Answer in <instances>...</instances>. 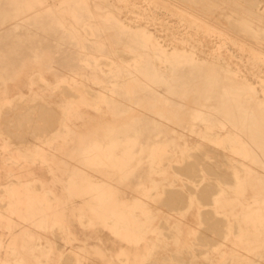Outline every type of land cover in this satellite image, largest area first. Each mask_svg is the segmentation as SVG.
Masks as SVG:
<instances>
[{"label":"rangeland","instance_id":"obj_1","mask_svg":"<svg viewBox=\"0 0 264 264\" xmlns=\"http://www.w3.org/2000/svg\"><path fill=\"white\" fill-rule=\"evenodd\" d=\"M123 1L0 0V83L12 79L14 85L29 88L26 98L10 104L0 103V122L5 116V109L11 111L10 108H13L14 115H31L29 117L25 114L29 117L28 121L24 122L28 130L34 125H41L38 123L39 114L40 117H49L50 114H44L45 108V111H52L58 117L60 132L62 126L65 130L63 121L73 113L78 116H90L88 127L82 130L88 131L90 139L87 143L90 144L84 147L88 146L93 156L89 155L91 157L88 165L95 170L79 172L78 182H86L87 179L102 182L108 174L114 172L120 174L121 181L126 179L130 168L140 164L154 183L136 192L148 196L146 200L149 201L138 206L151 207V210H154V219L158 214L165 215V210L157 204L158 199L163 196L164 186L174 189L178 187L176 189L190 196L189 205L197 212V222L200 219L199 229L192 233L188 240L193 261H204L206 264H244L245 261V264H264V0ZM175 1L179 2L181 7ZM245 2H249L248 5ZM174 4L175 6H172ZM145 5V11L139 12V8ZM238 22L241 23L240 26ZM208 24L223 34H206L205 27ZM237 27H242V31ZM231 32L237 33L233 35ZM257 35L263 38H258ZM197 42H204L208 47L212 45L221 48V58L214 57L217 52L212 55L209 49L198 45ZM195 66L197 67L194 68ZM39 73L49 84L40 80ZM94 81H98L99 85L94 84ZM99 93L101 101L97 103ZM71 97L74 100H71ZM183 99H186V102ZM88 102L92 105L97 103L99 109L95 110L94 106L86 105ZM135 120L142 121V130L155 131L157 138L142 139L140 144H135V140L125 137L123 132L132 130ZM28 122H33L32 127H29L31 124ZM236 135L238 138H234ZM54 136L56 135L46 139L47 153L58 135L55 138ZM228 137L234 140L229 142ZM92 147L101 149L95 151ZM19 148L10 150L5 145L2 152H6L9 157L16 152L18 162H27V159L31 158L29 163L37 164L38 158L36 153L34 154L38 152L37 145L33 146L34 150L29 151V156L18 153L21 151ZM191 149H195L197 154L204 152V162L218 161L225 171H229L230 180L225 183L219 180L213 182L203 165L199 166L198 171L201 173V180L197 178L193 181L177 172L187 161H191L190 153L194 152ZM211 149L216 154L211 152ZM15 162V167L20 165ZM51 167L52 169L46 172L47 180L53 182L59 178L69 179V172L56 171L53 165L47 164V168ZM68 182L59 187H39L37 182L26 188L0 186V211L34 210L36 204L33 201L37 200L42 202L41 206L45 209L64 210L71 205V195L118 194L116 188L106 191L104 184L100 183L102 186L92 185L91 182L89 186H70ZM212 182L218 186L216 194L211 197V204L203 205L197 201L196 195L189 194L188 188L193 192L197 189L198 193L200 188L197 187ZM22 191L27 193V196H24V199H28L27 204L21 201L23 195L17 196L21 195ZM205 210L213 212L216 218H223L224 224L204 237L200 232L206 228L201 215ZM141 212L139 208L129 211L132 222H118L112 213L108 214L105 227L109 230L115 228L113 230L116 231L111 237L118 239L117 231H122L127 226H132L133 222L139 221L143 217ZM182 212H174L169 217L180 220L184 215ZM199 237L203 238L202 242L196 241ZM98 238L80 236L79 248L85 249L90 255L98 253L104 249ZM198 242L202 244L199 245ZM15 253L14 262L17 264L21 252ZM47 254L48 250L45 255ZM84 256L85 252L78 253V264L83 261ZM123 259L121 255L117 258L119 263H122ZM98 261L101 262V257Z\"/></svg>","mask_w":264,"mask_h":264},{"label":"crops","instance_id":"obj_2","mask_svg":"<svg viewBox=\"0 0 264 264\" xmlns=\"http://www.w3.org/2000/svg\"><path fill=\"white\" fill-rule=\"evenodd\" d=\"M28 95L29 88H26L24 85H14L12 83V79L6 80L5 83H0L1 104H10L15 100L24 99ZM12 110L13 108H11V111L8 110L9 112H6L7 116L1 120L2 123L0 122V186L26 188L32 183L37 182V186L39 187H59L63 186L65 182L67 184V181H69L68 183H70V186H89L91 183L92 185L104 184L106 191L116 188L118 194L108 195L105 193L101 195H71V200L69 201L71 205L64 210L57 208L49 210L45 209L44 206H41L42 202L37 200L35 202L33 201V203L36 204V209L34 210L22 209L6 212L0 211V264H15L14 260H16V258L13 256L15 255V251L21 252L17 258V261L19 260V263L17 264H78V253L81 251L85 252V256L80 264H168V262L169 264H205L204 261H193V259H191L193 258V255L189 253V236L199 228L197 222V212L192 210V205L186 209L177 210L184 212H182L184 214L183 218L178 221L177 219L169 217V215L171 216V214L177 211L169 212L167 210L168 208L160 206L159 203L163 196L159 198L157 204H159V208L166 210L163 212L165 215L158 214L157 218L154 219L153 213H151L153 212L151 207L138 206L141 203H146L148 201L146 200L148 197L146 195L136 194V192L139 191V189L141 190L151 185L152 182L154 183V180L149 178L144 169L141 168L140 164L130 168L129 172L125 176L126 179H121V181L120 174L118 172H114L110 175L108 174L106 176L107 178L102 180V182H96L97 180L95 179H87L86 182H78L77 179L79 172L95 170L88 165L89 157L92 156L88 148L90 143H87L90 139L87 135L88 131L82 130V128L88 127L87 123L90 116H78L73 113L67 120L63 121L65 130H63L62 126V130L59 132V126L57 125L59 122L58 117L52 115L47 118L43 115L42 117H39L40 121L38 120V123L43 124H41L42 129L38 124L37 126L40 128L33 126L35 128L33 130L32 127V132L30 133V128L28 130L23 128L25 127L23 122H27L28 117L25 115H13ZM14 116L17 118H12ZM22 116L25 120H27H21L23 119ZM18 117H21V119L17 120L19 119ZM49 118H51V120ZM7 120L10 121L11 125L7 122ZM20 121L23 123L21 126H19L21 123ZM44 121L47 123L46 125L43 123ZM13 122H17L16 125H13L15 124ZM133 123V129L127 130L123 133L126 135L125 137L135 140V144H140L142 139L157 138V133L155 131L142 130V121L135 120ZM3 124L4 129L2 127ZM7 124H9L10 127L6 126ZM18 127L20 129L22 128L23 131L22 129H18ZM93 127L98 126H92V128ZM13 128H15L16 132ZM36 129L42 130L41 132L43 134L39 132L40 130L37 132ZM20 131H22L23 134H21ZM11 132L12 134L15 133L16 136L15 134L11 135ZM33 133H36L37 135H33ZM8 134L10 135L8 136L9 138L7 137ZM40 134L42 135L40 136ZM28 135H32V138ZM38 135L39 137H37ZM53 135L58 136H54V138L56 137L54 139L55 141L52 142V146L47 153L45 151V139H50ZM17 136H19L18 139ZM16 139L18 141H16ZM25 139L27 141L24 142ZM86 144H88V146L84 147ZM5 145L7 148L21 147V151L18 153L25 156H29V151L31 149L34 150L33 146L37 145L38 152H34L38 158L37 164L33 165L29 163L31 158L27 159L29 162H18L19 160H17L16 152L13 154L11 153L12 155L9 157L2 152ZM27 145L29 149L26 147ZM92 148L95 151H99L101 149L100 147ZM15 159L17 160L16 162L14 161ZM13 161L15 163H20V165L15 167L13 165ZM47 164L53 165V169L56 171L69 172V179L59 178L53 180V182L47 180L46 172L47 170L52 169V167L47 168ZM73 182H75V184H73ZM17 196H22L21 201L23 204L28 203V199H24V196H27L25 191H22L21 195L17 194ZM135 208L142 210L141 213L143 214V217L139 219V221L133 222L132 226L130 225L122 231H117V233H119L118 239L111 237V235L116 231L114 232L113 230L115 228L109 230L105 227L106 216L112 213L118 222H120V220L131 221V212L129 213V211L134 210ZM162 217L164 219H162ZM173 235L176 240L173 238ZM80 236H86L87 238L90 236L99 237L98 241L101 242L104 249L98 253L90 255L85 249L79 248ZM166 244L169 245L167 246ZM47 250L48 254L45 255L44 253L47 252ZM62 251H65L66 253ZM120 255L124 257L122 263H119L117 260ZM181 255L183 258L180 259ZM57 256L59 258H57ZM99 257H101V262L98 261ZM166 257H169V260H167Z\"/></svg>","mask_w":264,"mask_h":264},{"label":"bare ground","instance_id":"obj_3","mask_svg":"<svg viewBox=\"0 0 264 264\" xmlns=\"http://www.w3.org/2000/svg\"><path fill=\"white\" fill-rule=\"evenodd\" d=\"M123 1V0H122ZM134 1H136V0H134ZM139 1H141V0H139ZM158 1V0H157ZM168 1V0H167ZM166 1V2H167ZM173 1V0H172ZM202 1V0H201ZM207 1V0H206ZM230 1V0H229ZM239 1V0H238ZM241 1V0H240ZM243 1H245V0H243ZM246 1H248V0H246ZM256 1V0H255ZM124 2V1H123ZM175 2H177V1H175ZM183 2V1H182ZM184 2H186V1H184ZM187 2H188V0H187ZM197 2H199V1H197ZM254 2V1H253ZM263 2V1H262ZM162 3V2H161ZM172 3V2H171ZM179 5H180V3L179 2H177ZM190 3V2H189ZM209 3V2H208ZM213 3V2H212ZM239 3H241V2H239ZM245 3H247V2H245ZM249 3V2H248ZM248 3H247V5H248ZM255 3H257V2H255ZM261 3V2H260ZM120 4V3H119ZM194 4H196V2L194 3ZM202 4V3H201ZM205 4V3H204ZM99 5V4H98ZM124 5V4H123ZM246 5V4H245ZM263 5V4H262ZM100 6H101V4H100ZM107 6V5H106ZM172 6H175V4L174 5H172ZM177 6V5H176ZM184 6V5H183ZM146 5L144 6V7H141V8H139L141 11H139V12H142V11H145L144 9H146ZM170 7V6H169ZM180 7H181V5H180ZM208 7V6H207ZM212 7H213V5H212ZM218 7V6H217ZM241 7V6H240ZM60 8V7H59ZM183 8V7H182ZM190 8V7H189ZM206 8V7H205ZM204 8V9H205ZM214 8V7H213ZM235 8V7H234ZM237 8V7H236ZM239 8V7H238ZM245 8V7H244ZM254 8V7H253ZM106 9V8H105ZM120 9V8H119ZM150 9V8H149ZM174 9V8H173ZM179 9V8H178ZM185 9V8H184ZM209 9H211V8H209ZM177 10V9H176ZM190 10H192V9H190ZM189 10V11H190ZM234 10H236V9H234ZM248 11H250L249 9H247ZM108 11V10H107ZM114 10H112V12H113ZM180 11H181V9H180ZM188 11V10H187ZM194 11V10H193ZM203 11V10H202ZM148 12H149V10H148ZM195 12H197V11H195ZM195 12H194V14H195ZM222 12V11H221ZM237 12V11H236ZM241 12V11H240ZM242 12H246V11H242ZM252 12V11H251ZM114 13V12H113ZM180 13H183V12H180ZM186 13V12H185ZM193 13V12H192ZM191 13V14H192ZM235 13V12H234ZM100 14V13H99ZM153 14V13H152ZM154 14H155V12H154ZM158 14V13H157ZM193 14V15H194ZM200 14V13H199ZM201 15V14H200ZM203 15V14H202ZM261 15V14H260ZM139 16V15H138ZM157 16H159V14L157 15ZM166 16V15H165ZM204 16V15H203ZM235 16V15H234ZM140 17V16H139ZM169 17V16H168ZM191 17V16H190ZM206 17V16H205ZM261 17V16H260ZM264 17V16H263ZM170 18V17H169ZM207 18V17H206ZM209 18V17H208ZM121 19V18H120ZM164 19V18H163ZM172 19V18H171ZM196 19H198V18H196ZM195 19V20H196ZM201 19V18H200ZM203 19V18H202ZM210 19V18H209ZM209 19H207L208 21H209ZM213 19V18H212ZM212 19H211V23H212ZM264 19V18H263ZM215 20V19H214ZM176 21V20H175ZM174 21V22H175ZM201 21V20H200ZM232 21H234V20H232ZM104 22V21H103ZM198 22V21H197ZM203 22H205V21H203ZM237 22V21H236ZM243 22V21H242ZM199 23V22H198ZM217 23H218V21H217ZM232 23V22H231ZM244 23H246V22H244ZM248 23V22H247ZM50 24V23H49ZM104 24V23H103ZM128 24V23H127ZM177 24H179V23H177ZM201 24V23H200ZM216 23H214V25H215ZM218 24H220L221 25V23H218ZM233 24H234V22H233ZM238 24H239V22H238ZM241 24V23H240ZM240 24H239V26H240ZM243 24V23H242ZM249 24H251V23H249ZM140 25V24H139ZM171 25V24H170ZM202 25V24H201ZM245 26H246V24H244ZM138 26V25H137ZM179 26V25H178ZM216 26V25H215ZM230 26V25H229ZM234 26V25H233ZM235 26H236V23H235ZM238 26V25H237ZM242 26V25H241ZM244 26V27H245ZM18 27V26H17ZM130 27V26H129ZM214 27V26H213ZM243 27V26H242ZM241 27V28H242ZM258 27V26H257ZM29 28V27H28ZM78 28V27H77ZM176 28V27H175ZM179 28V27H178ZM235 28V27H234ZM237 28H240V27H237ZM241 28H240V31H242L241 30ZM255 28V27H254ZM112 29V28H111ZM248 29V28H247ZM249 29L251 30V28L249 27ZM249 29H248V32H249ZM260 29V28H259ZM113 30V29H112ZM199 30V29H198ZM226 30V29H225ZM224 30V31H225ZM245 30H246V28H245ZM26 31V30H25ZM84 31V30H83ZM108 31V30H107ZM109 31H110V29H109ZM181 31V30H180ZM233 31V30H232ZM262 31V30H261ZM111 32V31H110ZM183 32V31H182ZM215 32H217V33H215ZM226 32H228V31H226ZM233 32H235V31H233ZM243 32H244V29H243ZM253 32H256V31H253ZM252 32V33H253ZM10 33V32H9ZM13 33V32H12ZM21 33V32H20ZM86 33V32H85ZM191 33V32H190ZM193 33V32H192ZM205 33L206 34H218L219 36H221L223 33H221L219 30H216V29H214V28H212L211 26H209V24L205 27ZM232 33V32H231ZM231 33H229V34H231ZM237 33V32H236ZM235 33V34H236ZM245 33V32H244ZM247 33V32H246ZM251 33V32H250ZM249 33V34H250ZM259 33L261 34V32L259 31ZM18 34V33H17ZM17 34L15 35V36H17ZM40 34V33H39ZM87 34V33H86ZM102 34V33H101ZM162 34V33H161ZM227 34V33H226ZM233 34V33H232ZM231 34V35H232ZM235 34H233V35H235ZM30 35V34H29ZM28 35V36H29ZM194 35V34H193ZM237 35H239V34H237ZM251 35V34H250ZM35 36V35H34ZM156 36V35H155ZM184 36V35H183ZM209 36V35H208ZM253 36V35H252ZM258 36V35H257ZM260 36V35H259ZM259 36H258V38H259ZM14 37V36H13ZM230 37V36H229ZM240 37V36H239ZM241 37H244V36H241ZM254 37V36H253ZM261 38H263L262 36H260ZM29 38V37H28ZM27 38V39H28ZM182 38V37H181ZM201 38V37H200ZM232 38V37H231ZM236 38V37H235ZM245 38H246V36H245ZM250 38H251V36H250ZM17 39V38H16ZM16 39H14V40H16ZM237 39H239V38H237ZM236 39V40H237ZM249 39V38H248ZM32 40V39H31ZM30 40V41H31ZM162 40V39H161ZM243 40V39H242ZM26 41V40H25ZM58 41V40H57ZM71 41V40H70ZM178 41V40H177ZM193 41V40H192ZM206 41V40H205ZM204 41V42H205ZM208 41V40H207ZM241 41V40H240ZM248 41V40H247ZM253 41V40H252ZM254 41H255V39H254ZM253 41V42H254ZM258 41V40H257ZM23 42V41H22ZM204 42H197L198 43V45H200V46H202V47H205V48H207V49H209V51H210V53L212 54V55H214V53H216L217 52V55H215L214 57H216V58H221V48H219V47H217V46H212V45H209L210 47H208V45H206ZM209 42V41H208ZM238 42V41H237ZM251 42V41H250ZM249 42V43H250ZM256 42V41H255ZM259 42V41H258ZM21 43V42H20ZM34 43V42H33ZM242 43V42H241ZM240 43V44H241ZM244 43V42H243ZM261 43H262V41H261ZM19 44V43H18ZM27 44V43H26ZM25 44V45H26ZM251 44V43H250ZM257 45H258V43H256ZM28 45V44H27ZM238 45H239V43H238ZM55 46V45H54ZM60 47V46H59ZM160 46H157V48H159ZM176 47V46H175ZM39 48V47H38ZM170 48V47H169ZM173 48V47H172ZM256 48V47H255ZM260 48V47H259ZM262 48H264L263 46H262ZM261 48V49H262ZM230 49H232V48H230ZM196 51H197V49H195ZM108 51V50H107ZM169 51V50H168ZM142 52V51H141ZM254 52V51H253ZM259 52H261L260 50H259ZM176 53V52H175ZM264 53V52H263ZM134 54V53H133ZM200 54V53H199ZM227 54V53H226ZM99 56H101V55H99ZM225 56V55H224ZM175 57V56H174ZM198 57V56H197ZM226 57V56H225ZM262 57V56H261ZM92 58V57H91ZM228 58V57H227ZM264 58V57H263ZM119 59V58H118ZM189 59V58H188ZM80 60V59H79ZM191 60V59H190ZM226 60V59H225ZM183 61V60H182ZM218 61V60H217ZM122 62V61H121ZM177 62H179V61H177ZM189 62V61H188ZM187 62V63H188ZM193 62V61H192ZM220 61H218V63H219ZM233 62H234V60H233ZM215 63V62H214ZM224 63H226V62H224ZM223 63V64H224ZM263 63V62H262ZM180 64V63H179ZM203 64H204V62H203ZM187 65V64H186ZM191 65H192V63H191ZM221 65V64H220ZM85 66V65H84ZM102 66V65H101ZM184 66H185V64H184ZM183 67V66H182ZM197 66H195L194 68H196ZM223 67V66H222ZM248 67V66H247ZM259 67V66H258ZM187 68V67H186ZM189 68H191V67H189ZM188 68V69H189ZM231 69V68H230ZM201 70V69H200ZM215 70V69H214ZM220 70V69H219ZM225 70H226V68H225ZM229 70V69H228ZM227 70V71H228ZM196 71V70H195ZM227 73V72H226ZM232 74V73H231ZM34 75V74H33ZM33 75H31V76H33ZM193 75V74H192ZM38 77L40 78V80H42L43 82H45L46 84H49L48 83V81L46 80V79H44L43 77H42V75L39 73L38 74ZM188 77H190L189 75H188ZM135 81V80H134ZM31 83V82H30ZM82 84V83H81ZM94 84H96V85H99V82L98 81H94ZM36 85V84H35ZM40 85V84H39ZM93 85V84H92ZM175 85V84H174ZM76 87V86H75ZM49 88H51V87H49ZM61 88H62V86H61ZM78 88V87H77ZM77 88H75L76 90H77ZM81 88V87H80ZM127 88V87H126ZM125 88V89H126ZM42 89V88H41ZM62 89H64V88H62ZM73 89V88H72ZM51 90V89H50ZM71 90V89H70ZM69 90V91H70ZM74 90V89H73ZM124 90V89H123ZM241 91H243V90H241ZM240 91V92H241ZM84 92V91H83ZM129 92V91H128ZM239 92V93H240ZM62 93H64V92H62ZM66 93V92H65ZM77 93V92H76ZM75 93V94H76ZM79 93V92H78ZM82 93V92H81ZM87 93H89V92H87ZM95 93V92H94ZM31 94V93H30ZM74 94V93H73ZM49 95V94H48ZM47 95V96H48ZM59 95H60V93H59ZM68 95V94H67ZM86 95V94H85ZM262 95H264V93L262 92ZM33 96V95H32ZM50 96V95H49ZM62 96V95H61ZM66 96V95H65ZM83 96H84V94H83ZM87 96V95H86ZM27 97V96H26ZM36 97V96H35ZM40 97H41V95H40ZM133 97V96H132ZM50 98V97H49ZM51 98H53V97H51ZM67 98V97H66ZM77 98H79V97H77ZM80 98H81V100L83 99L81 96H80ZM135 98V97H134ZM246 98V97H245ZM98 100H97V103H99V101H101V94L99 93L98 94V98H97ZM129 99V98H128ZM26 100V99H25ZM37 100V99H36ZM71 100H74L72 97H71ZM70 100V101H71ZM89 100V99H88ZM133 100H135V99H133ZM184 100V99H183ZM186 100V99H185ZM184 100V101H185ZM20 101V100H19ZM19 101H17V102H19ZM31 101V100H30ZM34 101V100H33ZM32 101V102H33ZM43 101V100H42ZM57 101H58V99H57ZM84 101V100H83ZM127 101V100H126ZM161 101V100H160ZM36 102V101H35ZM73 102V101H72ZM162 102V101H161ZM186 102V101H185ZM201 102V101H200ZM9 103V102H8ZM49 103V102H48ZM51 103V102H50ZM75 103V102H74ZM79 103H81V102H79ZM78 103V104H79ZM97 103H95L94 105H92L91 103H87L86 105H88V106H94V109L95 110H98L99 109V106H98V104ZM126 103V102H125ZM153 103V102H152ZM166 103H167V101H166ZM20 104H21V102H20ZM20 104H18L17 106H19ZM27 104H29L28 103V100H27ZM31 104V103H30ZM35 104V103H34ZM37 104V103H36ZM39 104V103H38ZM71 104V103H70ZM138 104V103H137ZM44 105V104H43ZM55 105V104H54ZM57 105V104H56ZM76 105V104H75ZM263 105H264V103H263ZM17 106H16V108H17ZM30 106V105H29ZM33 106V105H32ZM49 106V105H48ZM69 106V105H68ZM134 106V105H133ZM132 106V107H133ZM143 106V105H142ZM8 107H9V105H8ZM14 108H15V106H13ZM21 107V106H20ZM24 107H25V105H24ZM37 107V106H36ZM58 107V106H57ZM59 107H60V105H59ZM26 108V107H25ZM24 108V109H25ZM29 108V107H28ZM32 108V107H31ZM53 107H51V109H52ZM126 108V107H125ZM136 108H137V106H136ZM157 108V107H156ZM155 108V109H156ZM0 109H2V108H0ZM11 109V108H10ZM34 109V108H33ZM36 109V108H35ZM44 109V114L45 115H47V114H50L49 115V117L50 116H52V115H54L53 113H52V111H49V110H46L45 111V108H43ZM49 109H50V107H49ZM58 109V108H57ZM128 109V108H127ZM132 109V108H131ZM166 109H168V108H166ZM20 110H22V109H20ZM20 110H19V112H20ZM26 110H28V109H26ZM37 111H38V109H36ZM41 110H42V107H41ZM40 110V111H41ZM66 110H67V108H66ZM5 111H6V109H5ZM5 111H4V115L5 116H7L6 114H5ZM13 111V110H12ZM24 111V110H23ZM35 111V110H34ZM43 111V110H42ZM128 111V110H127ZM7 113L9 112L8 110L6 111ZM25 112V111H24ZM30 112V111H29ZM33 112V111H32ZM54 112V111H53ZM128 112H130V111H128ZM134 112H135V110H134ZM153 112H154V110H153ZM34 113V112H33ZM43 113V112H42ZM95 113V112H94ZM156 113V112H155ZM161 113V112H160ZM3 114V113H2ZM25 114H27L28 115V113H24V115ZM131 114V113H130ZM129 114V115H130ZM14 115V114H13ZM18 115V114H17ZM22 115H23V113H22ZM36 115V114H35ZM34 115V117H35V119H36V116ZM43 115V114H42ZM127 115V114H126ZM134 115V114H133ZM132 115V116H133ZM141 115V114H140ZM164 115V114H163ZM2 117H3V115H1ZM4 116V117H5ZM12 116V115H11ZM18 116H21L20 115V113H19V115ZM29 116V115H28ZM31 116V115H30ZM29 116V117H30ZM41 115L39 114V117H40ZM59 116V115H58ZM29 117H28V119H29ZM38 117V118H39ZM165 117V116H164ZM164 117H162L163 119H164ZM1 118V117H0ZM12 118H15V116L14 117H12ZM17 118V117H16ZM15 118V119H16ZM19 119H17V120H20L21 119V117H18ZM22 118L23 119H21V120H25L24 119V117L22 116ZM37 118V119H38ZM48 118V117H47ZM129 118V117H128ZM132 118V117H131ZM255 118V117H254ZM2 119V118H1ZM10 119V118H9ZM14 119V120H15ZM31 119V118H30ZM34 119V118H33ZM50 120H51V118H49ZM124 119V118H123ZM13 120V119H12ZM16 120V121H17ZM27 120V119H26ZM25 120V121H26ZM44 120V119H43ZM42 120V121H43ZM104 120V119H103ZM125 120H127L126 119V117H125ZM196 120V119H195ZM40 121V120H39ZM38 121V122H39ZM41 121V122H42ZM46 121H47V119H46ZM117 121V120H116ZM163 121V120H162ZM7 122H9V124L11 125V123H10V121L9 120H7ZM21 122V121H20ZM19 122V123H20ZM55 122V121H54ZM102 122V121H101ZM125 122V121H124ZM151 122V121H150ZM157 122V121H156ZM155 122V123H156ZM1 123H2V121H1ZM4 123V122H3ZM13 123H15V124H13ZM12 124L13 125H16V123L17 122H13ZM24 123V122H23ZM22 122L20 123V125L19 126H21V124H23ZM28 123H30V122H28ZM33 123V122H32ZM32 123H30L31 124V126H29V127H32ZM43 123H45V121L43 122ZM120 123V122H119ZM163 123V122H162ZM168 123V122H167ZM9 124H7L6 126H9L10 127V125ZM27 124V123H26ZM35 124V123H34ZM33 124V125H34ZM42 124V123H41ZM47 123H45V125H46ZM51 124V123H50ZM118 124V123H117ZM151 124V123H150ZM157 124V123H156ZM160 124V123H159ZM18 125V124H17ZM28 125V124H27ZM43 125V124H42ZM113 126H114V124H112ZM223 125H225V124H223ZM222 125V126H223ZM2 126V125H1ZM24 126H26V125H24ZM35 126V125H34ZM39 126H41L40 124H39ZM39 126H36V128L37 127H39ZM169 126V125H168ZM3 129H4V124H3ZM23 127V126H22ZM16 128V127H15ZM15 128H13L14 129V131H15ZM23 128H26V127H23ZM34 128L35 127H33V130H34ZM40 128V127H39ZM170 128V127H169ZM218 128V127H217ZM7 129V128H6ZM5 129V130H6ZM11 129H12V127H11ZM10 129V130H11ZM18 129H20L19 127H18ZM22 129V128H21ZM20 129V130H21ZM27 129V128H26ZM29 129V128H28ZM41 129H42V126H41ZM31 130V131H30ZM30 130H29V132L31 133L32 132V129L30 128ZM37 130V129H36ZM36 130H35V132H36ZM40 130V129H39ZM39 130H37V132L39 131ZM235 130V129H234ZM3 131V130H2ZM13 131V132H14ZM22 131H23V129H22ZM22 131H20V133L21 134H23L22 133ZM27 131V130H26ZM25 131V132H26ZM42 130H40L39 132H41ZM46 131L48 132V130L46 129ZM45 131V132H46ZM160 131V130H159ZM5 132V131H4ZM16 132V131H15ZM28 132V131H27ZM162 132V131H161ZM160 132V133H161ZM166 132H167V130H166ZM172 132V131H171ZM3 133V132H2ZM7 133V132H6ZM6 133H5V135H6ZM42 133V132H41ZM168 133V132H167ZM1 134V133H0ZM11 135H14V134H12V132L10 133ZM21 134H19V135H21ZM24 134H26V133H24ZM37 135L36 133H33V135ZM43 134V133H42ZM42 134H40V136L42 135ZM48 134V133H47ZM103 134V133H102ZM221 134V133H220ZM233 134V133H232ZM27 135V134H26ZM205 135V134H204ZM203 135V136H204ZM8 136H10L9 134L7 135V137ZM15 136H16V134H15ZM30 138H32V135H28ZM103 136V135H102ZM181 136V135H180ZM179 136V137H180ZM6 137V136H5ZM12 137H14V136H12ZM18 137L19 136H17V139H18ZM37 137H39V135L37 136ZM9 138V137H8ZM26 138H28V137H26ZM46 138V137H45ZM234 138H238V135H236ZM10 139H11V137H10ZM9 139V140H10ZM13 139H15V138H13ZM16 139V141H18ZM34 139V138H33ZM33 139H31V140H33ZM38 139V138H37ZM148 139H150V138H148ZM175 139V138H174ZM213 139V138H212ZM216 139V138H215ZM226 139V138H225ZM20 140V139H19ZM46 140V139H45ZM177 140V139H176ZM179 140V139H178ZM195 140V139H194ZM206 140V139H205ZM209 140V139H208ZM228 140H229V142L230 141H233L234 139L232 138V137H228ZM14 141V140H13ZM25 141H27L26 139L24 140V142ZM30 141V140H29ZM38 141H39V139H38ZM41 141H43V140H41ZM173 141V140H172ZM209 141H211V140H209ZM15 142V141H14ZM21 142V141H20ZM22 142H23V140H22ZM32 142V141H31ZM153 142V141H152ZM226 142V141H225ZM205 143V142H204ZM203 143V144H204ZM21 144H23V143H21ZM36 144V143H35ZM172 144V143H171ZM232 144V143H231ZM17 145V144H16ZM28 145H29V143H28ZM28 145L26 146V147H28ZM1 146V145H0ZM35 146V145H34ZM203 146V145H202ZM207 146V145H206ZM226 147H227V145H226ZM234 147V146H233ZM18 148V147H17ZM23 148H24V146H23ZM189 148V147H188ZM201 148V147H200ZM199 148V149H200ZM20 150H21V147L19 148ZM28 149H29V147H28ZM92 149V148H91ZM156 149V148H155ZM10 150H11V148H10ZM24 150V149H23ZM32 150V149H31ZM191 150H195V149H191ZM212 150V149H211ZM221 150H222V148H221ZM19 151V150H18ZM26 151V150H25ZM24 151V152H25ZM158 151V150H157ZM242 151V150H241ZM23 152V153H24ZM33 152V151H32ZM104 152V151H103ZM170 152H172V151H170ZM176 152V151H175ZM179 152V151H178ZM195 152V151H194ZM194 152H192V153H190L191 154V156H190V159H191V161H187L186 162V164L184 165V167H183V165L181 166L182 168H180V170L178 171L177 170V172H179V173H181V174H183L184 176H187V177H189L190 179H192L193 181H194V179H200L201 178V173H199L198 171H199V166H204V168H205V172H207L208 173V175L211 177V179L213 180V182L215 181V180H219V181H224V183H225V181H229L230 180V178H231V175L227 172V171H225V169L223 168V167H221L219 164H218V161H217V163L216 162H204L203 161V155H205L204 154V152H202V153H200V154H197L196 152L194 153ZM200 152H201V150H200ZM211 152H213L214 154H216L215 153V151L214 150H212ZM231 152V151H230ZM6 153V152H5ZM159 153H163L162 151L160 152L159 151ZM210 153V152H209ZM193 154V155H192ZM197 154V155H196ZM208 154V153H207ZM17 156V155H16ZM105 156V155H104ZM184 156V155H183ZM207 156H209V155H207ZM218 156V155H217ZM214 157V156H213ZM216 157V156H215ZM223 157V156H222ZM180 158V157H179ZM184 158H186V156L184 157ZM183 158V159H184ZM213 159V158H212ZM228 159V158H227ZM25 160V159H24ZM156 160V159H155ZM175 160V159H174ZM177 160V159H176ZM185 160V159H184ZM183 160V161H184ZM220 160V159H219ZM36 161V160H35ZM27 162H29V161H27ZM37 162V161H36ZM161 162V161H160ZM179 162V161H178ZM223 162V161H222ZM12 163V162H11ZM220 163V162H219ZM231 163V162H230ZM175 164V163H174ZM178 166H180V165H178ZM152 167V166H151ZM203 168V167H202ZM223 168V169H222ZM230 168V167H229ZM234 168V167H233ZM172 169V168H171ZM232 169V168H231ZM233 170V169H232ZM11 171V170H10ZM163 171V170H162ZM201 171V170H200ZM17 172V171H16ZM165 172V171H164ZM163 173V172H162ZM206 173V174H207ZM10 174V173H9ZM155 174V173H154ZM160 174V173H159ZM41 175V174H40ZM178 175V174H177ZM233 175V174H232ZM45 176V175H44ZM181 177V176H180ZM39 178H41V177H39ZM184 178V177H183ZM235 178V177H234ZM43 179H44V177H43ZM169 179V178H168ZM167 179V180H168ZM123 180V179H122ZM201 180V179H200ZM199 180V181H200ZM212 180H210V181H212ZM160 181V180H159ZM159 181H157V182H159ZM164 181V180H163ZM178 181H182V180H178ZM32 182V181H31ZM162 182V181H161ZM209 183V184H206V185H204V186H202V187H197V188H200V190L198 191V193H197V189H195L196 190V192L194 191H192V189L191 188H188V186H187V188H188V190L190 191V193L189 194H193L194 196L196 195V197H197V201H200L201 202V204H203V205H205V204H211L210 203V201H211V197L213 196V195H215L216 194V191H217V186L215 185V183ZM14 183V182H13ZM222 183V182H221ZM40 184V183H39ZM70 184V183H69ZM169 184V183H168ZM188 184V183H187ZM17 185V184H16ZM152 185V184H151ZM171 185V184H170ZM169 185V186H170ZM182 185V184H181ZM189 185V184H188ZM25 186V185H24ZM161 186V185H160ZM184 186V185H183ZM197 186V185H196ZM3 187V186H2ZM29 187V186H28ZM165 187V186H164ZM162 188V190H163V198L160 200V206H162V207H166V208H168L167 210L169 211V212H174V211H177V210H180V209H186L187 207H189L190 205V203H189V197L190 196H188L187 194H184L183 193V191H181V190H179V189H176V188H178V187H176L175 189L174 188ZM168 187V186H167ZM233 186H231V188H232ZM93 188V187H92ZM91 188V189H92ZM184 188H185V186H184ZM226 188H227V186H226ZM229 188V187H228ZM4 189V188H3ZM8 189V188H7ZM30 189V188H29ZM152 189V188H151ZM45 190V189H44ZM66 190V189H65ZM28 191V190H27ZM49 191V190H48ZM8 192V191H7ZM45 192H47V191H45ZM95 192V191H94ZM32 193V192H31ZM43 193H44V191H43ZM150 193H151V191H150ZM158 193V192H157ZM49 194V193H48ZM152 194V193H151ZM3 195V194H2ZM44 195V194H43ZM53 195V194H52ZM156 195V194H155ZM5 196V195H4ZM40 196V195H39ZM49 196V195H48ZM150 196V195H149ZM162 196V195H161ZM148 197V196H147ZM44 198V197H43ZM54 198V197H53ZM7 199V198H6ZM150 199V198H149ZM158 199V198H157ZM2 200V199H1ZM153 200V199H152ZM159 200V199H158ZM45 201V200H44ZM45 202H47V201H45ZM148 202V201H147ZM158 202V201H157ZM4 203V202H3ZM3 203H2V205H3ZM6 203V202H5ZM104 203V202H103ZM196 203V202H195ZM213 204V203H212ZM159 207V206H158ZM211 207V206H210ZM154 208V207H153ZM156 208V207H155ZM208 209V208H207ZM154 211V210H153ZM166 211V210H165ZM198 211H199V209H198ZM208 211V212H207ZM181 212V211H180ZM1 213V212H0ZM152 213V212H151ZM223 213V212H222ZM176 214V213H175ZM164 215V214H163ZM199 215V214H198ZM201 215H202V221L204 222L203 224H204V226L206 227V228H203L202 230H201V232H200V234L201 235H203L204 237L206 236V235H208L210 232H212V231H214V229L217 227H220V226H222L223 224H224V219L223 218H216V216H215V214L213 213V212H211V211H209V210H205L203 213H201ZM222 216L224 215V213L223 214H221ZM133 216V215H132ZM232 216V215H231ZM230 216V217H231ZM134 217V216H133ZM198 217V216H197ZM225 217H226V214H225ZM209 218V219H208ZM226 218H228V217H226ZM253 218V217H252ZM162 219H164L163 217H162ZM42 221V220H41ZM109 221V220H108ZM121 221V220H120ZM178 221V220H177ZM199 221H200V219H199ZM198 221V222H199ZM36 222V221H35ZM43 222H45V221H43ZM62 222H64V221H62ZM230 222V221H229ZM239 222V221H238ZM86 223V222H85ZM126 224V223H125ZM173 224V223H172ZM225 224H226V222H225ZM231 224V223H230ZM110 225V224H109ZM170 225V224H169ZM200 225V224H199ZM198 225V226H199ZM220 225V226H219ZM227 225V224H226ZM112 226V225H111ZM237 226V225H236ZM243 226V225H242ZM60 227V226H59ZM229 227V226H228ZM245 227V226H244ZM171 228V227H170ZM199 229V228H198ZM119 230V229H118ZM168 230H169V227H168ZM172 230V229H171ZM180 230V229H179ZM219 230V229H218ZM163 231V230H162ZM176 231H177V229H176ZM176 231H175V233H176ZM194 231V230H193ZM196 231V230H195ZM221 231V230H220ZM229 231V230H228ZM115 232V231H114ZM168 232H170V231H168ZM173 232H174V230H173ZM232 232H233V229H232ZM246 233V232H245ZM62 234H64V233H62ZM62 234H61V236H62ZM195 234H197V233H195ZM255 234H257V233H255ZM163 235V234H162ZM170 235V234H169ZM175 235V234H174ZM174 235H173V238H174ZM217 235H219V233L217 234ZM224 235V234H223ZM235 235V234H234ZM177 236V235H176ZM175 236V237H176ZM193 236H194V234H193ZM215 236V235H214ZM232 236V235H231ZM51 237V236H50ZM159 237V236H158ZM164 237V236H163ZM240 237V236H239ZM223 238V237H222ZM236 238V237H235ZM175 239V238H174ZM216 239V238H215ZM246 239V238H245ZM33 240V239H32ZM71 240V239H70ZM74 240V239H73ZM138 240V239H137ZM165 240V239H164ZM163 240V241H164ZM176 240V239H175ZM202 240H203V238L202 237H199V239L198 240H196V241H201L202 242ZM256 240V239H255ZM36 241V240H35ZM34 241V242H35ZM44 241V240H43ZM72 241V240H71ZM166 241V240H165ZM169 241V240H168ZM210 241V240H209ZM232 241V240H231ZM42 242V241H41ZM47 242V241H46ZM173 242H175V241H173ZM190 242V241H189ZM206 242V241H205ZM176 243V242H175ZM209 243V242H208ZM208 243H207V245H208ZM212 243H214L213 241H212ZM233 243V242H232ZM244 243V242H243ZM41 244V243H40ZM43 244V243H42ZM49 244V243H48ZM165 244V243H164ZM197 244H199V242L197 243ZM200 244H202V243H200ZM199 244V245H200ZM33 245V244H32ZM167 245V244H166ZM169 245V244H168ZM167 245V246H168ZM198 245V246H199ZM206 245V244H205ZM212 245V244H211ZM211 245H209L210 247H211ZM29 246V245H28ZM34 246V245H33ZM192 246V245H191ZM203 246V245H202ZM208 246V247H209ZM37 247V246H36ZM50 247V246H49ZM159 247V246H158ZM190 247V246H189ZM27 248V247H26ZM215 248H217V247H215ZM219 248V247H218ZM11 249V248H10ZM161 249H163V248H161ZM166 249V248H165ZM191 249V248H190ZM193 249H195V248H193ZM207 249V248H206ZM32 250V249H31ZM156 250V249H155ZM168 250H170V249H168ZM175 250V249H174ZM185 250V249H184ZM204 250V249H203ZM202 250V251H203ZM210 250V249H209ZM11 251V250H10ZM9 251V252H10ZM172 251V250H171ZM188 251V250H187ZM194 251V250H193ZM217 251V250H216ZM222 251V250H221ZM16 252V251H15ZM37 252V251H36ZM59 252V251H58ZM62 252H65V251H62ZM207 252V251H206ZM233 252V251H232ZM40 253V252H39ZM46 253V252H45ZM44 253V254H45ZM66 253V252H65ZM167 253V252H166ZM188 253V252H187ZM190 253H192L191 251H190ZM194 253V252H193ZM210 253V252H209ZM230 253V252H229ZM16 254V253H15ZM28 254V253H27ZM29 254H30V252H29ZM177 254V253H176ZM227 254V253H226ZM256 254H258V252L256 253ZM42 255V254H41ZM147 255H149V254H147ZM161 255V254H160ZM164 255V254H163ZM174 256H175V254H173ZM173 255H171V256H173ZM190 255V254H189ZM211 255V254H210ZM13 256H15V255H13ZM40 256V255H39ZM155 256V255H154ZM220 256V255H219ZM232 256H234V255H232ZM259 256H262V255H259ZM17 257V256H16ZM35 257V256H34ZM157 257V256H156ZM155 257V258H156ZM175 257H177V256H175ZM180 257V256H179ZM191 257V256H190ZM193 257V256H192ZM201 258H202V256H200ZM253 257H255V255L253 256ZM41 258V257H40ZM57 258H59L58 256H57ZM150 258V257H149ZM164 258V257H163ZM167 258V257H166ZM181 258H183L182 257V255H181V257H180V259ZM197 258V257H196ZM228 258H230V256L228 257ZM37 259H39V258H37ZM178 259V258H177ZM204 259V258H203ZM210 259V258H209ZM231 259V258H230ZM229 259V260H230ZM243 259V258H242ZM253 259V258H252ZM251 259V260H252ZM257 259V258H256ZM10 260H13V259H10ZM30 260V259H29ZM62 260V259H61ZM65 260V259H64ZM159 260V259H158ZM167 260H169V257L167 258ZM176 260V259H175ZM195 260V259H194ZM200 260V259H199ZM15 261V260H14ZM31 261V260H30ZM35 261V260H34ZM37 261V260H36ZM146 261H147V259H146ZM145 261V262H146ZM148 261H150V260H148ZM154 261H155V259H154ZM153 261V262H154ZM209 261V260H208ZM207 261V262H208ZM215 261V260H214ZM223 261V260H222ZM227 261V260H226ZM231 261V260H230ZM250 261V260H249ZM253 261H255V259L253 260ZM151 262V261H150ZM157 262V261H156ZM160 262V261H159ZM164 262V261H163ZM167 262V261H166ZM177 262V261H176ZM188 262V261H187ZM203 262V261H202ZM210 262V261H209ZM16 263H18V262H16ZM31 263V262H30ZM162 263V262H161ZM165 263V262H164ZM192 263V262H191ZM224 263V262H223ZM222 263V264H223ZM231 263V262H230ZM245 263H246V261H245ZM244 263V264H245ZM56 264V263H55ZM168 264H169V262H168ZM197 264V263H196ZM203 264V263H202ZM206 264V263H205ZM208 264V263H207ZM226 264V263H225ZM239 264V263H238Z\"/></svg>","mask_w":264,"mask_h":264}]
</instances>
